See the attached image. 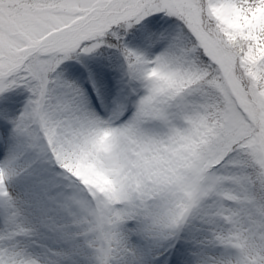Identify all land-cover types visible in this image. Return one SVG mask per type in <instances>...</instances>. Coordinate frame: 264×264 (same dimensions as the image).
<instances>
[{
	"label": "snow or ice",
	"instance_id": "snow-or-ice-1",
	"mask_svg": "<svg viewBox=\"0 0 264 264\" xmlns=\"http://www.w3.org/2000/svg\"><path fill=\"white\" fill-rule=\"evenodd\" d=\"M0 264H264V0H0Z\"/></svg>",
	"mask_w": 264,
	"mask_h": 264
}]
</instances>
